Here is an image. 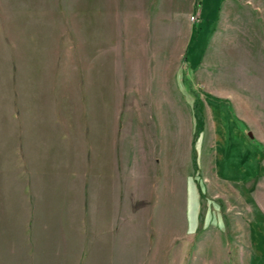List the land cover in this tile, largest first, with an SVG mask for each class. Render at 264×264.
<instances>
[{"label":"rangeland","instance_id":"1","mask_svg":"<svg viewBox=\"0 0 264 264\" xmlns=\"http://www.w3.org/2000/svg\"><path fill=\"white\" fill-rule=\"evenodd\" d=\"M0 264H264V0H0Z\"/></svg>","mask_w":264,"mask_h":264},{"label":"trees","instance_id":"2","mask_svg":"<svg viewBox=\"0 0 264 264\" xmlns=\"http://www.w3.org/2000/svg\"><path fill=\"white\" fill-rule=\"evenodd\" d=\"M203 2V0H194V10L197 11L200 9L201 3ZM191 92L192 95L195 98V104H194V108L196 110V117L198 119H201V103L198 97V92H196V90H194L193 88H191ZM194 159V158H193Z\"/></svg>","mask_w":264,"mask_h":264},{"label":"water","instance_id":"3","mask_svg":"<svg viewBox=\"0 0 264 264\" xmlns=\"http://www.w3.org/2000/svg\"><path fill=\"white\" fill-rule=\"evenodd\" d=\"M249 136H251V133H249Z\"/></svg>","mask_w":264,"mask_h":264},{"label":"crops","instance_id":"4","mask_svg":"<svg viewBox=\"0 0 264 264\" xmlns=\"http://www.w3.org/2000/svg\"><path fill=\"white\" fill-rule=\"evenodd\" d=\"M108 244V243H107Z\"/></svg>","mask_w":264,"mask_h":264}]
</instances>
